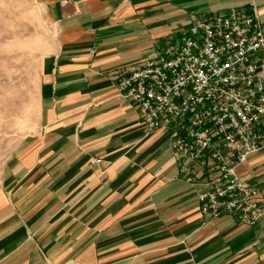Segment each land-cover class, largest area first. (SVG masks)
I'll list each match as a JSON object with an SVG mask.
<instances>
[{"label":"crops","instance_id":"obj_1","mask_svg":"<svg viewBox=\"0 0 264 264\" xmlns=\"http://www.w3.org/2000/svg\"><path fill=\"white\" fill-rule=\"evenodd\" d=\"M54 34L37 121L0 176V264H264L254 225L207 218V175H182L171 129L148 131L117 73L174 46L199 14L264 0H38ZM264 195V147L235 166Z\"/></svg>","mask_w":264,"mask_h":264},{"label":"built area","instance_id":"obj_2","mask_svg":"<svg viewBox=\"0 0 264 264\" xmlns=\"http://www.w3.org/2000/svg\"><path fill=\"white\" fill-rule=\"evenodd\" d=\"M116 86L148 131L171 129L182 175L199 167L208 176L198 194L203 215L260 220L264 195L235 172L264 147V27L254 3L199 14L176 45L119 70Z\"/></svg>","mask_w":264,"mask_h":264},{"label":"rangeland","instance_id":"obj_3","mask_svg":"<svg viewBox=\"0 0 264 264\" xmlns=\"http://www.w3.org/2000/svg\"><path fill=\"white\" fill-rule=\"evenodd\" d=\"M53 34L38 0H0V176L36 125L37 65Z\"/></svg>","mask_w":264,"mask_h":264}]
</instances>
